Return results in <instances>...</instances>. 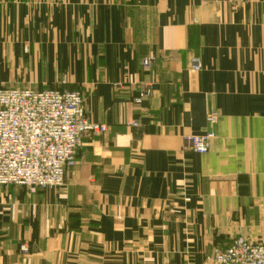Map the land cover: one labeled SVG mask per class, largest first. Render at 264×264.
<instances>
[{"label":"crops","instance_id":"0c3cea01","mask_svg":"<svg viewBox=\"0 0 264 264\" xmlns=\"http://www.w3.org/2000/svg\"><path fill=\"white\" fill-rule=\"evenodd\" d=\"M0 88L79 91L108 128L62 188L0 186V264H208L264 244V0H0ZM208 132L209 153L184 146Z\"/></svg>","mask_w":264,"mask_h":264},{"label":"built area","instance_id":"2783aa9c","mask_svg":"<svg viewBox=\"0 0 264 264\" xmlns=\"http://www.w3.org/2000/svg\"><path fill=\"white\" fill-rule=\"evenodd\" d=\"M154 61L149 56L142 67L150 70ZM200 69L194 64L193 70ZM149 97V92L142 93L135 103L141 105ZM218 120L217 112L207 116L210 125ZM107 131L106 125L86 118L80 92L0 88V186H21L30 193L62 188L68 170L77 165L84 137ZM214 138L212 132L188 136L184 146L205 155ZM21 251L29 252L28 246H21ZM211 259L217 264H264V244L240 237L225 249L213 250Z\"/></svg>","mask_w":264,"mask_h":264},{"label":"rangeland","instance_id":"374dc122","mask_svg":"<svg viewBox=\"0 0 264 264\" xmlns=\"http://www.w3.org/2000/svg\"><path fill=\"white\" fill-rule=\"evenodd\" d=\"M61 85H64L63 83H61ZM59 89V88H58ZM77 92H79V91H77ZM81 93V92H80ZM85 113V112H84ZM212 146V145H211ZM78 156V155H77ZM77 162H78V160H77ZM77 166V165H76ZM76 166H74V168L76 167ZM74 168H72V169H74ZM72 169H70V170H72ZM70 170H68V172L70 171ZM68 172H67V174H68ZM66 179H67V175H66ZM66 179H65V183H66ZM65 185V184H64ZM23 188H25V187H23ZM26 190H27V192H28V194L29 195H35V194H37L38 192H41V191H45V190H39V191H37L36 193H30V191L27 189V188H25ZM50 190V189H49ZM29 248V247H28ZM21 249V248H20ZM215 250V249H214ZM21 253L22 254H24V255H26V254H28L29 252H22L21 251ZM211 257H212V254L209 256V258H206V262L208 263V264H210V263H216L213 259H211ZM217 264V263H216Z\"/></svg>","mask_w":264,"mask_h":264}]
</instances>
